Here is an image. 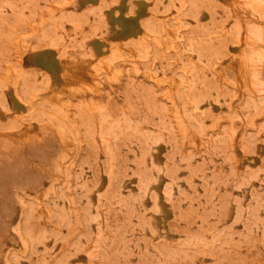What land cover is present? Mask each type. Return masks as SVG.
I'll use <instances>...</instances> for the list:
<instances>
[{"label":"rangeland","instance_id":"rangeland-1","mask_svg":"<svg viewBox=\"0 0 264 264\" xmlns=\"http://www.w3.org/2000/svg\"><path fill=\"white\" fill-rule=\"evenodd\" d=\"M0 264H264V0H0Z\"/></svg>","mask_w":264,"mask_h":264},{"label":"bare ground","instance_id":"bare-ground-1","mask_svg":"<svg viewBox=\"0 0 264 264\" xmlns=\"http://www.w3.org/2000/svg\"><path fill=\"white\" fill-rule=\"evenodd\" d=\"M122 7H124V6H122ZM125 8V7H124ZM123 9V8H122ZM120 10V9H119ZM120 12H123V10H120ZM124 13V12H123ZM121 16H122V14H121ZM123 18V17H122Z\"/></svg>","mask_w":264,"mask_h":264}]
</instances>
